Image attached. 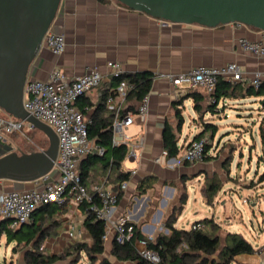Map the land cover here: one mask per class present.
<instances>
[{
  "label": "crops",
  "instance_id": "crops-1",
  "mask_svg": "<svg viewBox=\"0 0 264 264\" xmlns=\"http://www.w3.org/2000/svg\"><path fill=\"white\" fill-rule=\"evenodd\" d=\"M52 30L65 35L67 47L62 54L57 55L44 45L31 66L29 79L46 80L56 69L61 70L67 79H71L85 73L89 67H99L106 71L109 61L122 63L125 73L128 74H152V85L147 94L149 111L146 119L135 120L127 129V133L134 139L142 138L143 144L138 149L136 158L126 157L121 164V169L130 172V176L126 179L127 189L120 193L114 215H126L144 236L170 234L171 230L166 226L169 216L181 205L184 194L187 195L186 201L189 199V191H180V188L188 185L189 181L199 180L200 183L203 176L209 177L208 172L215 162L220 163V169H223L224 165L221 159H215L217 155L214 147L209 149L214 158L195 164L179 163L176 156H165L163 134L166 127L173 129L182 147L204 130L205 123H215L219 128V125L225 124L222 120L227 118L231 111L245 108L237 105L251 104L252 109L260 103L264 105V95L245 96L247 87L253 85L254 74L258 71L264 73V57L243 50L239 43L241 38L260 40L263 31L247 25L237 26L236 23L215 27L172 22L165 24L161 19L128 8L116 0L105 3L100 0H62ZM231 62L237 63L243 71V78L234 82L238 83L243 91L238 97L221 98L218 107L213 111L208 109L210 95L205 90L181 89L173 85L168 77L169 74L179 75L193 67L224 66ZM117 86L112 80L103 81L77 100L76 105L85 114L93 132L97 127L103 126L106 119L113 118V113L107 105H100L105 95ZM194 92L203 96L200 110L195 109V96L192 94ZM116 100H119L118 96ZM141 101L127 99L123 108L132 107L137 110ZM178 108L184 117L180 130L177 128ZM185 126L188 127V134L183 137ZM208 133L211 134L210 131H207ZM91 139L97 146L95 139ZM4 143L11 145L13 149L11 142ZM157 158H160V161H157ZM105 162L88 161L85 164L89 169L85 185L90 192H94L99 185L116 189L122 182L118 178L119 171L111 170ZM214 171L219 172V169ZM45 183L43 179L25 182L21 189H17L15 182L0 180V195L12 189L30 190ZM201 192L204 200L206 194L203 189ZM54 206L56 210L51 214L39 208L35 216V223L40 225L44 219L45 228L50 232V236L43 243L48 253H59L77 241H92L84 228L86 214L80 205L70 201L64 206ZM184 208L180 213L177 212L178 218L174 223L176 228L191 229L194 222L204 219L193 221L187 228L178 226ZM2 220L0 217V223ZM54 220H57L58 224L51 226ZM71 224L75 225L72 237L69 234ZM114 238V233L111 232L105 239L104 257L111 261ZM15 241L17 246L18 241ZM30 247L31 245L28 249ZM261 251L262 249H255L253 254H239L233 261L240 264H255V261H259L261 264L264 259ZM126 263L136 264L130 261L121 264Z\"/></svg>",
  "mask_w": 264,
  "mask_h": 264
},
{
  "label": "built area",
  "instance_id": "built-area-1",
  "mask_svg": "<svg viewBox=\"0 0 264 264\" xmlns=\"http://www.w3.org/2000/svg\"><path fill=\"white\" fill-rule=\"evenodd\" d=\"M165 24L167 21L162 20ZM237 26L244 25L235 22ZM240 46L243 50L256 56L264 57V31L260 40L252 41L241 38ZM47 46L54 54H62L67 42L63 33L49 30L43 39V46ZM125 73L122 63L109 61L107 70L99 67H89L88 70L71 79H67L61 70H54L46 80L29 79L25 86L24 106L26 110L49 124L59 138L58 156L55 168L58 174L52 181L30 190L12 189L0 195V217L9 220V227L17 229L24 222L33 220L35 210L54 204L64 206L70 201L78 205L90 203V210L105 221V239L113 232L116 241L124 244L135 236L136 227L126 215H114V209L119 203L121 191L127 189L128 181L124 180L115 188L99 185L94 192H90L83 183L80 175V164L91 153L103 155L105 150L95 146L89 134V121L83 111L76 105L77 100L90 90L98 87L103 81H110L114 76ZM173 85L181 89H203L210 95V101L215 102L213 93L220 79L232 82L243 78L241 67L231 62L224 66H198L179 75L169 74ZM252 83L259 88L264 83V73L256 72ZM133 84L123 81L110 91L106 99L108 109L113 113L112 144L128 146L127 158L134 159L137 151L142 147L143 139H134L127 133V129L135 120L144 121L149 111V99L146 95L135 112L123 116V104L127 100L128 91ZM118 96L119 100H116ZM25 128L34 129V125L11 116L0 108V142H8L9 138L22 132ZM206 138L193 139L181 147L176 156L177 162L195 164L205 160ZM166 156L167 153L164 152ZM164 156V157H165ZM160 161V158H157ZM45 179V178H44ZM43 179V180H44ZM192 229H206L202 221L194 222ZM75 225H70L69 234L74 235ZM156 236L149 234L136 239L137 252L141 258L150 264H161L159 252L151 247ZM183 247H186L183 244ZM44 245L41 246V249ZM261 264H264V259Z\"/></svg>",
  "mask_w": 264,
  "mask_h": 264
},
{
  "label": "trees",
  "instance_id": "trees-1",
  "mask_svg": "<svg viewBox=\"0 0 264 264\" xmlns=\"http://www.w3.org/2000/svg\"><path fill=\"white\" fill-rule=\"evenodd\" d=\"M101 2H109L110 0H100ZM127 80L133 84V89L128 91L127 99L142 100L150 91L153 76L149 72L138 73H123L119 76H114L112 81L119 84ZM243 91L238 83H234L230 80L220 79L217 87L213 93L215 102L210 101L208 109L215 110L218 107L219 100L223 97H238ZM195 96V109L200 110L202 108L201 100L202 95H197L196 92L192 93ZM260 96L264 95V83L261 87L256 88L254 85L247 87L245 96ZM108 95H105L100 106H106V99ZM135 112L136 109L129 107L124 108L122 111L123 116L129 112ZM114 118V115H113ZM113 118L106 119L103 126L97 127L93 132L89 125L90 137L95 139L98 147L104 148L103 155L98 153H91L81 162L80 175L83 183L89 175V169L85 164L89 161L95 163L96 161H106V166L111 167V170H117L118 178L124 181L129 178L130 172H125L121 169V164L125 160L128 153V146L126 144L113 145L112 144V123ZM178 130L184 122V117L180 108L177 109ZM207 131H210L212 135H215L218 131V126L215 123H205V128L202 132L198 133L194 139H200L206 136ZM165 150L168 157H175L181 151L179 145V139L177 134L170 126L166 127L163 134ZM209 143L205 144V159H212L215 156L209 153ZM209 190L216 192L214 185L210 184ZM208 195V194H207ZM187 195H183L181 205L177 207L174 212L169 216L166 226L171 230L170 234L160 233L156 236L155 240L151 242V247L156 249L161 256V264H230L235 256L239 254H253L255 252L254 245L245 239L238 233H229L225 238V244L221 247V237L217 233L219 230L218 223L214 218L206 217L202 219L206 229H179L174 226L177 220V212L180 213L186 203ZM54 204H49L41 207L43 211L51 214L56 210ZM86 214L84 220V228L86 232L91 236V242L77 241L72 243L67 248L59 253H48L44 246L41 249L44 241L50 236V232L45 228L44 219L40 225H37L36 213H33V220L27 222L22 228L12 229L9 227V220L1 221L0 223V239L2 235H5L7 242L11 243L15 240L18 241V245L21 242L25 243V246L31 247L27 250L26 261L28 264H79L85 254L89 260V264H115L109 258L104 257L105 253V221L98 218L94 212L90 210V203L84 202L80 205ZM58 224L57 220L51 222V226ZM28 226V229H24V226ZM136 231L135 236L124 244H119L114 238L111 254L123 262H135L136 264H150L143 258H141L137 252L136 239L144 237V234L135 224ZM183 244L186 247H183ZM17 245V246H18ZM16 246L13 248L15 249ZM219 252L218 257H214V254ZM127 264V263H126Z\"/></svg>",
  "mask_w": 264,
  "mask_h": 264
},
{
  "label": "water",
  "instance_id": "water-1",
  "mask_svg": "<svg viewBox=\"0 0 264 264\" xmlns=\"http://www.w3.org/2000/svg\"><path fill=\"white\" fill-rule=\"evenodd\" d=\"M116 1L167 22L208 27L240 22L264 31V0ZM61 2L0 0V108L33 124L49 139L47 148L33 152H17L0 142V180L15 182L17 189L25 182L44 178L50 182L57 173L58 135L49 124L26 110L24 95L31 66L43 48L45 34L52 30Z\"/></svg>",
  "mask_w": 264,
  "mask_h": 264
},
{
  "label": "rangeland",
  "instance_id": "rangeland-1",
  "mask_svg": "<svg viewBox=\"0 0 264 264\" xmlns=\"http://www.w3.org/2000/svg\"><path fill=\"white\" fill-rule=\"evenodd\" d=\"M250 105H237L245 108L231 111L215 135L206 134L209 146L215 148V159H221L224 168L220 169V163L215 162L208 172L209 177L203 176L200 183L199 180L189 181L180 188V191H189V199L177 225L187 228L197 219L211 217L220 227L217 233L222 239L221 247L229 233H238L264 254V105L260 103L254 109ZM187 128L185 126L182 132L183 137L188 134ZM9 142L17 152H33L49 145L48 137L36 128H25L13 134ZM216 168L219 172L214 171ZM210 184L216 188L215 193L208 189ZM202 189L206 194L204 200ZM28 228L24 226L25 230ZM15 245L16 241L8 243L2 235L0 264H28L29 246L20 244L13 249ZM215 256L218 257L219 252ZM110 257L116 264L123 262ZM79 264H89L85 254ZM230 264L240 263L232 261ZM255 264L260 262L255 261Z\"/></svg>",
  "mask_w": 264,
  "mask_h": 264
}]
</instances>
